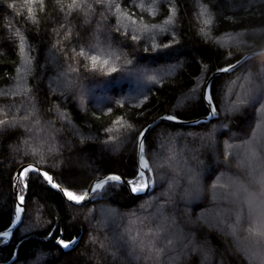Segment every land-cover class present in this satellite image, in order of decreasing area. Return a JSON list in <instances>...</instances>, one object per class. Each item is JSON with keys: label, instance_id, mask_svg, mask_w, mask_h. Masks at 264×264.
Wrapping results in <instances>:
<instances>
[{"label": "trees", "instance_id": "1", "mask_svg": "<svg viewBox=\"0 0 264 264\" xmlns=\"http://www.w3.org/2000/svg\"><path fill=\"white\" fill-rule=\"evenodd\" d=\"M263 49L264 0H0V232L19 165L76 196L137 184L144 127L207 115L209 75ZM209 95L217 117L146 133L145 194L109 179L74 204L25 170L0 263L264 264V51Z\"/></svg>", "mask_w": 264, "mask_h": 264}, {"label": "water", "instance_id": "2", "mask_svg": "<svg viewBox=\"0 0 264 264\" xmlns=\"http://www.w3.org/2000/svg\"><path fill=\"white\" fill-rule=\"evenodd\" d=\"M262 51H264V49L263 50H259V51L250 52V53L242 56L240 59H238L234 63H232V64H230V65H228V66H226L224 68L215 70L209 75V77L207 78V80L205 82L204 89H203V97H204L205 102L207 104V107L209 109V113L207 115L199 117V118H195V119H188V120H179L177 118H174V119L170 120V119H168L169 116L161 115V116L157 117L155 120H153L150 123H148L144 127V129L142 130V132L140 133L139 138H138V159H139V164H140V173H141V175L143 177V187L140 190H136V191L132 190L133 189L132 188L133 183L131 182V180H129V179L125 178V177L119 176L117 174H114V173H109V174H104V175L97 176L94 179H92V181L90 182L89 186L87 187V189L85 190L83 195L76 196L75 194H73L76 197H83V199L73 200V199H70L67 196V193L70 192V191L58 186L55 183V181L53 179V176L49 172L45 171L41 167H39V166H37V165H35L34 163H31V162H25V163L19 165L17 167V169L15 170L14 175H13V192H14V196H15V198L17 200L18 215L15 218V220L13 221V223L10 225L9 228H7L6 230L0 232V237H9L10 234L12 233V231L17 227V225L19 224V222H20V220L22 218V214H23V210H24V202H23L24 201V197L19 195L18 185H19L21 177L23 176L25 170H27V169H34V170L38 171L40 173V175L43 177V179L48 184H50L52 187L58 189L68 201H70V202H72L74 204H82V203H86V202L90 201L92 199L93 192L96 189H99V188L95 189L96 184L100 183L101 186H102L111 177H118L119 179H116V180L121 181L124 184H126L127 187L130 189V191L133 194H135V195L145 194L146 192H148V190L150 188L151 181L149 180V176H148V174H147V172L145 170V167H143L142 164H141V157L143 156V140H144V137H145L146 133L156 123H158L160 121H169V122H175V123H180V124H185V125H192V124H197V123H200V122H203V121H207V120H209L211 118L217 117L218 116L217 111L215 110V107H214V105H213V103L211 101L210 95H209V84H210V81L212 80V78L215 75L222 74V73H228V72L233 71L240 64H242L247 58H249L251 56H254V55H256V54H258V53H260ZM224 69H227V71H224ZM21 197H23V201H21ZM61 241L62 240H59L58 244L64 250H69V249L73 248L77 244L78 239H75L72 242H64V241H62L63 244L61 243ZM64 245H68V246L65 247ZM14 258L15 257L13 256L10 260H8L6 262H3V263H0V264H10L14 260Z\"/></svg>", "mask_w": 264, "mask_h": 264}, {"label": "snow or ice", "instance_id": "3", "mask_svg": "<svg viewBox=\"0 0 264 264\" xmlns=\"http://www.w3.org/2000/svg\"><path fill=\"white\" fill-rule=\"evenodd\" d=\"M29 11H31V9H29ZM206 23H207V21H206ZM91 60H92V62H93V67H95L97 61L99 60V57H97V56H92V57H91ZM103 64H105V65L108 64V60H104V61H103ZM109 71H110V72H115L116 69H115V68H110ZM224 71H227V69H224ZM168 119L172 120V119H174V117H169ZM144 166L147 167L146 164H145ZM49 179H50V178H49ZM110 179H119V178H118V177H111ZM100 187H101V184H100V183H97V184H96V188H100ZM132 190H133V191H136L137 189H136V188H133ZM67 196H68L70 199H73V200H76V199H83V197H76V196H74L71 192H68V193H67ZM21 201H23V197H21ZM61 243L63 244L62 241H61ZM64 246L67 247L68 245H64Z\"/></svg>", "mask_w": 264, "mask_h": 264}, {"label": "bare ground", "instance_id": "4", "mask_svg": "<svg viewBox=\"0 0 264 264\" xmlns=\"http://www.w3.org/2000/svg\"><path fill=\"white\" fill-rule=\"evenodd\" d=\"M142 156V155H141ZM141 164H142V166L143 167H145L144 165L146 164V159H145V157L144 156H142L141 157ZM132 188H136L137 190H140L141 189V187H139V186H137V185H132ZM95 189H96V186H95ZM73 194V193H72Z\"/></svg>", "mask_w": 264, "mask_h": 264}, {"label": "rangeland", "instance_id": "5", "mask_svg": "<svg viewBox=\"0 0 264 264\" xmlns=\"http://www.w3.org/2000/svg\"><path fill=\"white\" fill-rule=\"evenodd\" d=\"M140 177L141 178H140V180H138V183L137 184H134V185H137V186H139V187L142 188L143 187V177H142L141 173H140ZM150 181H151L150 186H152L153 185V180L151 179ZM251 256H252V254H251Z\"/></svg>", "mask_w": 264, "mask_h": 264}]
</instances>
